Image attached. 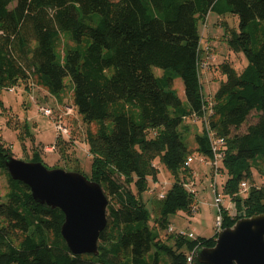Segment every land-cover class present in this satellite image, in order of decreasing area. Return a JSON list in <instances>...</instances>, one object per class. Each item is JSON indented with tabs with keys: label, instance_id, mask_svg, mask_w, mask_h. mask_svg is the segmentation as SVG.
<instances>
[{
	"label": "trees",
	"instance_id": "trees-1",
	"mask_svg": "<svg viewBox=\"0 0 264 264\" xmlns=\"http://www.w3.org/2000/svg\"><path fill=\"white\" fill-rule=\"evenodd\" d=\"M210 11L238 17L227 44L244 60L239 67L219 61L218 85L204 95L198 21ZM154 66L163 73L157 76ZM176 78L183 81L184 100ZM21 82L59 99L70 88L75 112L95 124L86 131L88 178L113 200L98 253L73 254L60 230L63 212L37 204L29 187L10 176L4 160L12 149L0 141V168L8 176L0 201V264H162V253L168 264H207L194 252L213 245L216 234L169 230L168 216L198 208L184 185L193 170L185 160L211 157L210 132L225 140L221 192L237 210L231 216L223 207L222 227L264 213V183L255 181L264 177V0H0V91ZM188 117L202 120L195 147L179 129ZM17 138L22 148L29 139L30 160L45 164L26 120ZM72 142L56 138L63 155ZM159 165L170 184L150 215L142 194L158 178ZM243 180L248 188L240 193Z\"/></svg>",
	"mask_w": 264,
	"mask_h": 264
},
{
	"label": "rangeland",
	"instance_id": "rangeland-1",
	"mask_svg": "<svg viewBox=\"0 0 264 264\" xmlns=\"http://www.w3.org/2000/svg\"><path fill=\"white\" fill-rule=\"evenodd\" d=\"M233 29H238V17L230 13L219 17L216 12L210 11L204 20L198 21V30L201 36L200 48L201 52H205L204 58H201L200 56L199 59V65L203 64L201 65V79L204 95H207L209 90L211 91L210 88L214 91L217 86L218 79L213 77L218 75L216 64H218L219 61L226 60L227 58L232 61L233 65L239 67L244 60L243 56L239 57L228 47L227 37L230 35V30ZM153 71L157 76L163 73V69L156 66L153 67ZM174 87L178 94L181 97H184L183 81L181 78H176ZM69 89L70 88L67 87L65 91L60 94V99L55 94L50 93L41 86L37 84L30 85L28 82H21L20 88H17L14 92H9L6 89L0 91V96L3 99L4 104L8 105L10 109L7 111L6 109L1 108L0 141L6 146L11 147L13 153L12 156L26 161L31 159L32 147L30 140L26 139L24 148H22L23 146H21L20 141L17 138V133L18 130L21 129L23 120H26L30 125L31 131L34 134L35 145H47L56 139V134L52 128L51 118L38 112L35 102L38 104H49L54 107L53 111L57 113L64 105H70L72 103ZM31 95L34 96L35 102H32ZM249 120H251V118H249ZM65 122L71 130L70 138L75 142L67 143L63 149V151L66 152L64 155L58 150V148L52 153L42 150L41 155L45 161V165L48 168L59 167L66 170L78 171L85 176L90 177L91 156L87 149L86 131L87 129L94 130L95 124L92 123L86 125L83 123L80 115L75 112V109L72 115L65 117ZM179 129H182L183 131L182 139L187 146L195 147L196 142L194 140V133L201 132L202 120L200 118L195 119L188 117L181 122ZM159 166L161 169L158 178L170 180L168 172L165 171L161 165ZM191 167H193V171L196 174V180L193 187L196 189L195 197L198 208L192 214H188L184 210H178L177 212L170 214L168 216L169 225H172L175 230H182L185 233L192 232L195 236L209 237L215 233L214 221L216 216V207L213 202L214 192L212 189V172L208 164L199 163L197 159H194L191 162ZM191 176L192 174L188 178L190 179ZM255 178L257 185L264 183V177L256 175ZM223 180L224 177L220 172L215 178L219 191H221ZM152 181L153 180H149L150 187L153 186ZM150 187L149 190L143 192L142 197L151 215L152 207H154L152 214H155L157 201L154 203L153 201L157 200V197L156 192L151 191ZM7 191L8 176L5 170L0 168V201L6 199ZM107 198L109 202L113 200L109 196H107ZM233 209H231V212L234 214L233 216H235L237 210L235 207ZM152 220L153 219L151 218L150 223H152ZM1 223L2 221L0 219V224ZM161 262L162 264H168L167 255L164 253L161 254Z\"/></svg>",
	"mask_w": 264,
	"mask_h": 264
},
{
	"label": "water",
	"instance_id": "water-1",
	"mask_svg": "<svg viewBox=\"0 0 264 264\" xmlns=\"http://www.w3.org/2000/svg\"><path fill=\"white\" fill-rule=\"evenodd\" d=\"M10 176L26 184L37 204L64 214L61 234L73 254L98 253V237L107 223L108 199L98 182L78 171L48 168L41 161L7 156ZM207 264H264V213L237 218L215 236L214 244L194 252Z\"/></svg>",
	"mask_w": 264,
	"mask_h": 264
},
{
	"label": "built area",
	"instance_id": "built-area-1",
	"mask_svg": "<svg viewBox=\"0 0 264 264\" xmlns=\"http://www.w3.org/2000/svg\"><path fill=\"white\" fill-rule=\"evenodd\" d=\"M31 85H34V84H31ZM17 88H20V85H12V86L5 87L4 89H6L9 92H14ZM31 99H32V102H35L33 95H31ZM35 104L37 106L38 112L51 118L52 128L56 134V138L59 137L64 140L70 139L71 130L69 129L68 124L65 122V117H68L74 113L73 105L71 104L64 105L61 109L57 108L59 109V112L56 113L55 111H53L54 107L49 104H38L37 102H35ZM209 138H210V148L212 152L211 157L207 158L202 154H190L189 156H187L185 160V164L191 166V162L194 159H197L199 163L208 164L209 168L211 169V172H212L211 177L213 178L212 189L214 192L213 202L216 207L214 231H215V234L217 235V233L223 228L222 227V221H223L222 211L224 209L223 207L229 209L230 210L229 214L233 216L234 214H232L231 209L234 208V201L229 196L224 195L221 191L218 190L217 184L215 181V178L220 174L219 165L221 164V160L224 154L225 140L223 137L215 136L211 132L209 134ZM42 148H43V151L45 152H51V153L54 152L57 149L56 139L50 144L43 145ZM188 179L184 182V185L189 190V192H192L193 195H196V189L193 187V185L195 184V180H196V174L193 170H192V176L190 177L189 180ZM152 182H153L152 184L153 186L150 187L151 188L150 190L155 191L156 196L158 198L164 197L166 188L170 184V180L158 178L156 180H153ZM247 188H248V182L246 180L241 181L239 184L240 193L245 192ZM168 229L173 230L172 225H170ZM180 232L185 234V232L182 230H180ZM186 234L190 237L193 236L192 232H187ZM188 259H190V257Z\"/></svg>",
	"mask_w": 264,
	"mask_h": 264
},
{
	"label": "crops",
	"instance_id": "crops-1",
	"mask_svg": "<svg viewBox=\"0 0 264 264\" xmlns=\"http://www.w3.org/2000/svg\"><path fill=\"white\" fill-rule=\"evenodd\" d=\"M204 54H205V52H201V58H204ZM210 79V78H209ZM176 80V79H175ZM175 80H174V83H175ZM217 85H218V83H217ZM217 87V86H216ZM215 87V88H216ZM211 89V91L209 90V92H208V94L210 93V94H212L213 93V90H212V88H210ZM183 92H184V89H183ZM181 97V96H180ZM183 100H184V97H181ZM0 101L2 102V104H0V106H2V107H0V113H1V108H4V109H6L7 111L8 110H10L9 109V107H8V105H6V104H4V102H3V99L1 98V96H0ZM35 125V124H34Z\"/></svg>",
	"mask_w": 264,
	"mask_h": 264
}]
</instances>
